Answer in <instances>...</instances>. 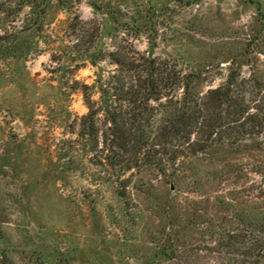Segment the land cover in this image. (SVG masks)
Here are the masks:
<instances>
[{
  "label": "rangeland",
  "instance_id": "1",
  "mask_svg": "<svg viewBox=\"0 0 264 264\" xmlns=\"http://www.w3.org/2000/svg\"><path fill=\"white\" fill-rule=\"evenodd\" d=\"M26 1L0 0V264H227L203 248L247 215L264 239V138L121 183L96 152L112 54L166 61L201 92L233 70L264 85V0H46L44 16Z\"/></svg>",
  "mask_w": 264,
  "mask_h": 264
},
{
  "label": "trees",
  "instance_id": "2",
  "mask_svg": "<svg viewBox=\"0 0 264 264\" xmlns=\"http://www.w3.org/2000/svg\"><path fill=\"white\" fill-rule=\"evenodd\" d=\"M28 1H41L40 15L44 16L46 0ZM2 5L0 14L7 13ZM7 40L0 37V45ZM110 57L117 68L103 95L113 103L103 111L108 126L97 134L101 148L96 152L119 182L126 181V174L144 169L160 175L179 171L190 159L218 147L240 151L251 141L262 145L264 85L255 79L242 84L233 70L224 83L201 92L196 87L197 76L166 61L144 56L128 61L119 52ZM85 104L88 113L82 117L81 137L94 138L98 112H93L89 97ZM256 221L247 215L241 225L223 229L215 247H204L203 252L223 255L227 264H256L264 249V239L256 234ZM198 249L176 257L184 260L187 254H198Z\"/></svg>",
  "mask_w": 264,
  "mask_h": 264
}]
</instances>
